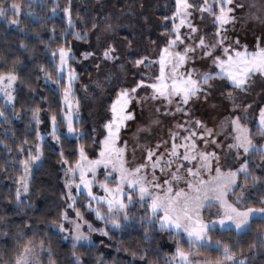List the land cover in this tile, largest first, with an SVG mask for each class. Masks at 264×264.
<instances>
[{
  "label": "rangeland",
  "instance_id": "374dc122",
  "mask_svg": "<svg viewBox=\"0 0 264 264\" xmlns=\"http://www.w3.org/2000/svg\"><path fill=\"white\" fill-rule=\"evenodd\" d=\"M39 1L29 0L30 3ZM188 3L193 7L184 9L182 3L178 6V0H99L98 23L89 50L73 54L71 48H60L55 52L58 73L67 82L62 98L66 134L76 135L75 123L80 121L84 112L80 107L83 101L86 113H93L97 119L93 128L101 136L102 142L96 158L88 157L80 147L78 161L73 167H67L63 223L54 227L65 239L75 244H90L94 241V233L120 228L130 218L132 204L147 202L153 213L151 196L163 198L169 184L172 196L180 190L194 196L196 193L189 189V183L198 185L204 181L200 193L204 206L198 209L199 221L210 227L235 228L228 215L234 220L240 218L231 212L229 205L240 212L256 210L249 215L247 224L241 230L247 228L252 218L264 217V212L259 211L264 207L241 209L228 198L239 176L247 171V168L241 171L247 166V153L254 148L264 151V143L256 146L249 131V124L255 121L264 133L260 115L264 111V74L255 71L246 79L243 88H238L227 71H222L218 62L214 63V60L227 61L229 55L236 60V52L251 54L264 50V0H233L232 4L224 5L225 12L232 9L228 15L233 19L222 27L215 21L213 13L200 11L211 6L215 15H219V0H208L207 4L204 0H188ZM17 13H21L19 5ZM193 28L196 31L193 32ZM177 35L180 40H176ZM201 38L206 44L220 40L223 43L211 49V55H206V49L200 46ZM170 41L175 43L170 46ZM109 47L115 49L111 53L113 59L104 58V52ZM165 48L167 52H164ZM225 48H228L227 54ZM61 49L67 53L63 64ZM180 56L185 57L182 63ZM162 59L163 80L160 79ZM137 61L143 63L137 64ZM189 74L191 80L197 81L200 91L184 103L183 92L174 93L171 85L173 77L179 84L182 80H188ZM205 75L212 77L207 84L203 83ZM8 76H15L16 79L10 87L7 79L0 81V99L3 107L12 110L17 75L11 71L1 77ZM219 76L224 81L218 79ZM237 78L244 77L238 75ZM150 85L160 86L165 95H160ZM227 85L232 87L226 91ZM133 88L135 92L131 91ZM125 91L128 96L122 97ZM113 104H116V112L112 110ZM178 108L182 110L178 111ZM0 112L3 113L0 117H3L5 113L1 106ZM109 124L112 125L111 129L107 127ZM42 126L39 119L36 154L26 160L27 169L25 161L22 163L23 174L17 182L19 198L27 195L34 167L42 161L43 141L48 137L55 138L61 130L53 118L49 129L43 130ZM174 144L177 146L175 155L172 154ZM242 144L248 147L247 152L240 146ZM101 151L105 152L103 157ZM149 152L154 153L151 160ZM186 153L196 158L184 160ZM201 154L207 156L208 160H202ZM158 158L160 164L153 168ZM97 160L103 163H91ZM137 168H141L139 173H135ZM189 169L198 175H191ZM231 173L236 175L233 177ZM173 174L176 179H173ZM157 184L162 187H155ZM141 186L146 187L151 196L146 194L141 199ZM205 191L209 200L203 199ZM81 194L86 195L83 203L102 225L96 226L77 209L75 204ZM217 196L220 198L217 199ZM207 206H211L210 213L214 214L210 220L203 217V209ZM156 214L160 226L165 223L164 227L181 231L190 240L183 227L177 229L164 222L162 210ZM191 214L194 223L197 216L195 212ZM221 220L224 221L223 226ZM181 223L192 226L187 221ZM206 235L209 241L208 231ZM78 236L79 240L76 239ZM44 249L42 242H31L15 264L18 261L20 264H45L40 257ZM180 250L187 256V261L182 260L177 252L172 261L180 264H231V261H211L193 251Z\"/></svg>",
  "mask_w": 264,
  "mask_h": 264
},
{
  "label": "trees",
  "instance_id": "16d2710c",
  "mask_svg": "<svg viewBox=\"0 0 264 264\" xmlns=\"http://www.w3.org/2000/svg\"><path fill=\"white\" fill-rule=\"evenodd\" d=\"M98 1L0 0V8L5 10L0 16V77L11 71L17 75L12 110L3 107L0 99L5 113L0 117V264H15L35 241L45 247L40 256L45 264H180L171 259L178 248L211 261L264 264V217L252 218L241 231L210 227L208 246L191 242L181 231L161 227L147 202L132 204L126 223L108 228L106 234L94 233L90 244H75L54 227L63 223L67 167L78 161L80 147L88 157L96 158L102 142L93 128L97 119L86 113L83 101L76 135L66 134L62 98L67 82L58 73L53 53L60 48H71L73 54L89 50L98 23ZM12 4L21 7L20 14ZM14 20L18 23H12ZM218 79L224 81L221 76ZM230 87L225 86L226 91ZM53 117L61 130L55 138L43 141L42 161L34 167L29 191L18 198L22 163L36 154L38 120L45 130ZM249 127L253 143L262 146L264 134L259 125L253 121ZM246 156L247 171L239 176L228 198L241 209L262 208L264 151L254 148ZM85 199L81 194L75 206L96 226L102 225L83 203ZM210 207L203 209V217L209 220L214 216ZM229 255L233 259H227Z\"/></svg>",
  "mask_w": 264,
  "mask_h": 264
},
{
  "label": "snow or ice",
  "instance_id": "6c2138e0",
  "mask_svg": "<svg viewBox=\"0 0 264 264\" xmlns=\"http://www.w3.org/2000/svg\"><path fill=\"white\" fill-rule=\"evenodd\" d=\"M214 2H216V0H214ZM182 3L183 8L184 9H188L193 7V5L188 3V0H178V6ZM204 3L207 4L208 0H204ZM220 3V9H219V15H215L214 10L211 6L208 7H204L201 8L200 11H207L209 13H213L214 14V19L216 22L219 23V25L222 27L223 25L229 23L231 21V19H233L232 17H230L228 15V13H230L232 11L231 8L228 9L227 12H225V8L224 5H230L233 3V0H219ZM11 7L18 11V5L16 4H12ZM178 11H179V7H178ZM5 15V10L3 8H0V16H4ZM12 23H18V21H12ZM181 23H183V20L181 21ZM192 31H196L195 28L192 29ZM77 38L78 39H82V37L79 36V34L77 33ZM217 35H219V32L217 33ZM176 40H180L179 35H177ZM182 42V41H181ZM175 41H170V46L172 44H174ZM223 40L217 41L214 44H206L205 40L203 38L200 39V46L206 49L205 54L206 55H211V49H214L215 47H217L219 44H222ZM237 43H239L237 41ZM191 51H194L195 49H190ZM115 51V49L109 47V49L107 51L104 52V58L105 59H113L111 53ZM168 49L165 48L164 52H167ZM187 51V50H186ZM225 53H228V48L224 49ZM53 55L55 56L56 53H53ZM67 56V53L63 51V49L60 50V57H61V63H65V57ZM236 56V60H233V57L231 55L228 56L227 61H218V60H214V63L218 62L219 66L221 67L222 71H227L229 78L232 80L233 84L235 87L238 88H243V86L246 83V79L251 75L254 74L255 71H259L262 74H264V50H260L258 52L255 53H251V54H246V53H242V52H236L235 53ZM87 55L85 56V59H87ZM184 56H180L179 60L182 63L184 61ZM137 64L143 63V61H137ZM161 77L160 79L163 80L164 76H163V59L161 60ZM227 65V67H225ZM238 75H242L244 78L240 79L237 78ZM212 77H210L209 75H205L203 78V83L207 84L209 79H211ZM3 79H7L9 81V87L11 86V82L14 81L16 79L15 76H8V77H0V81H2ZM151 87L155 88L156 91H158L160 93V95H165V92L161 90V87L158 85H150ZM139 87V85H138ZM167 87V86H165ZM172 91L174 93H179V92H183V102L187 103L188 99L191 96H195L197 94L198 91H200L199 87L197 86V81L191 80V74H189V79L188 80H182L180 81L179 84H177L175 78L173 77V84L171 85ZM132 92H135L136 89L133 88L131 90ZM122 97H127L128 96V92L125 91L121 94ZM11 99V97H9ZM120 100H117V103H119ZM113 112H116V104H113V108H112ZM182 109L178 108V111H180ZM0 115H3L2 112H0ZM261 115V123L264 124V111H261L260 113ZM124 119H128L130 117H123ZM53 121H55V117H53ZM199 123V122H197ZM109 129H111L112 125L109 124L107 126ZM69 131H72V127L71 124H69ZM209 134H210V130ZM111 134V133H110ZM264 134V133H262ZM194 135V133H193ZM185 139H188L187 137ZM108 141H105V145H107ZM248 143L250 144L251 142L248 141ZM241 147H244V145H240ZM176 145H173V150H172V154L175 155L176 154ZM192 148H195V145H192ZM244 151L247 152L248 151V147H244ZM101 157H103L105 155L104 151H101L100 153ZM152 155H154V153L149 152V160H151ZM214 155V154H213ZM81 157H84V153L83 150H81ZM195 156H190L187 153L183 156L184 160H190V159H195ZM34 159H38V157H35ZM201 159L204 161L208 160V157L201 154ZM92 164H100L103 163L102 160H97V161H92ZM171 163V162H169ZM25 168L27 169V164L28 162L25 161ZM160 164V160L159 158L153 163V168L159 166ZM247 166L245 165L243 168H241V171H246ZM163 170V169H162ZM141 171V168H137L135 169V173H139ZM188 172L191 175H198V173H192V170L189 169ZM217 172L219 173V169H217ZM231 175L234 177L236 174L235 173H231ZM177 177L175 176V174H173V179H176ZM81 179H83V176H81ZM124 176H123V170H122V176H121V180L123 181ZM166 184H169L168 181H165ZM204 184V181H200V183L198 185H193L191 183H189L188 187L189 189L196 193V195L192 196L189 195V193L184 192L183 190H180L178 192L175 193V196H172V188L169 184V187L167 188L166 192H165V196L163 198L159 197V196H151V194L148 192V189L144 186L140 187V193H141V199L144 198V196L147 194L149 196H151L152 198V211L153 214H155L157 211L162 210L164 213V217L163 220L164 222H166L167 224L180 229L183 227V230L185 232H187L190 241L195 243V242H201L204 246H208L210 244V241H208L207 238V231L209 230L210 226L203 224L199 221V213H198V209L200 207H203V203L201 202V186ZM155 187L160 188L162 187L161 185L157 184L155 185ZM27 190V186L25 185V191ZM119 190V189H117ZM212 191H216V189H212ZM18 198H19V193H18ZM217 199H219L220 197L217 196ZM203 199L204 200H209V196L207 191L204 192L203 194ZM110 206H111V202H110ZM121 207H123V205H121ZM231 210L232 213H235V216L237 218H240L238 220H234L233 217L231 215H228V220L232 221L233 223H235V228L237 230H241L242 227L244 225L247 224L248 222V217L250 214H252L254 211L253 209H249L248 211L245 212H240L238 211L236 208L232 207L231 205L228 206ZM259 211L264 212V209H260ZM195 212L197 219L196 221L193 223V216L191 213ZM227 215V213H226ZM66 218V217H65ZM181 221H187L190 224H192L191 227L184 225L181 223ZM221 226L224 225V221L221 220L220 221ZM165 223L161 224V227H164ZM214 226V224H213ZM79 227V226H77ZM61 230H63L61 228ZM106 234V233H105ZM77 240L80 239V237H76ZM75 246V245H74ZM225 253L228 252V249L225 247L224 249ZM177 255L182 259L187 261V256L185 255V253L183 251H181L179 248L177 249ZM227 259L231 260L233 259L232 256H227ZM17 264H20V262L18 261ZM240 264H243V262L241 261Z\"/></svg>",
  "mask_w": 264,
  "mask_h": 264
}]
</instances>
